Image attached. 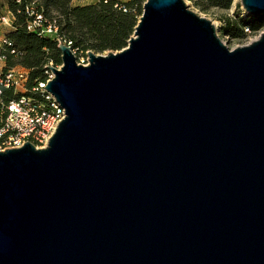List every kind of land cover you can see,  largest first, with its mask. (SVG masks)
Returning <instances> with one entry per match:
<instances>
[{"label":"water","instance_id":"95a60500","mask_svg":"<svg viewBox=\"0 0 264 264\" xmlns=\"http://www.w3.org/2000/svg\"><path fill=\"white\" fill-rule=\"evenodd\" d=\"M58 50L65 118L0 151V264H264V32L229 50L183 0H147L123 50Z\"/></svg>","mask_w":264,"mask_h":264},{"label":"trees","instance_id":"16d2710c","mask_svg":"<svg viewBox=\"0 0 264 264\" xmlns=\"http://www.w3.org/2000/svg\"><path fill=\"white\" fill-rule=\"evenodd\" d=\"M75 0H10L8 11L13 16L12 32L6 37L19 53L17 57L7 55V66H20L29 71L30 85L44 82L45 67L52 63L61 66V54L57 43L40 38L26 30L29 13L43 15L49 23H55L62 39L71 43L75 53L119 52L127 47L138 23L141 0L121 2L119 0H97L94 5L73 6ZM201 12L211 9L229 10L234 0H191ZM117 6V7H116ZM4 5L0 1V13ZM125 10V11H124ZM141 17V16H140ZM244 22L227 21L225 30L233 38L254 33L263 16Z\"/></svg>","mask_w":264,"mask_h":264},{"label":"built area","instance_id":"2783aa9c","mask_svg":"<svg viewBox=\"0 0 264 264\" xmlns=\"http://www.w3.org/2000/svg\"><path fill=\"white\" fill-rule=\"evenodd\" d=\"M16 2L19 3L20 0ZM104 3H107V0ZM10 17L13 21V16ZM28 17L26 26L28 32L35 33L40 38L53 40L57 46L65 45L71 48V43L64 41L60 36L55 23H49L43 15H35L33 12L29 13ZM1 22L10 26L6 17H3ZM18 54L4 36L0 40V151L2 152L20 149L26 143L32 144L36 149L45 148L58 125L65 118V110L45 88L54 77L50 69L53 67L52 63L44 69L46 80L30 85L28 70L20 66L12 68L7 66V55L17 57Z\"/></svg>","mask_w":264,"mask_h":264},{"label":"rangeland","instance_id":"374dc122","mask_svg":"<svg viewBox=\"0 0 264 264\" xmlns=\"http://www.w3.org/2000/svg\"><path fill=\"white\" fill-rule=\"evenodd\" d=\"M0 1L4 5V8L0 13V40H1L4 36H7L10 32H12L13 27L11 23L12 19L10 17L11 14L8 11V5L10 3V0H0ZM119 1L126 3L132 0H119ZM146 1L147 0H141V2H138V6L140 8L139 13L141 12V14L143 12V5L145 4ZM183 1L191 12L211 22V24L215 28V32L218 38L229 50H234L236 48L244 47V46H247L253 43L254 41L258 40L260 35L264 32V19H263L260 21V23H258V25H260V28L254 33H251V32L246 33V31H244V35L239 38H233L227 33V31L225 30L227 21L244 22L248 19H258L256 17H253L245 13V11L242 9V6L239 0H234L232 7L227 11L211 9L207 12H201L196 7L194 2L191 0H183ZM96 2L97 0H75L72 5L73 6H77V5L88 6V5H94ZM140 16L141 15H139L138 20ZM3 17H6L9 19L10 26H6L1 22ZM88 53H89L88 51L87 52L78 51L74 53L76 62L80 65H88ZM92 53L95 55L104 56L110 52L106 51L103 53H94V52ZM52 68L59 69V68H55L54 66Z\"/></svg>","mask_w":264,"mask_h":264}]
</instances>
